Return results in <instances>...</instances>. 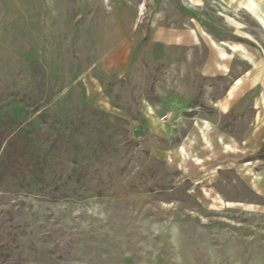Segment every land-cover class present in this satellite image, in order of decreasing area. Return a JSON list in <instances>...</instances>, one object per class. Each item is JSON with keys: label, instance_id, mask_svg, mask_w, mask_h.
Returning a JSON list of instances; mask_svg holds the SVG:
<instances>
[{"label": "rangeland", "instance_id": "1", "mask_svg": "<svg viewBox=\"0 0 264 264\" xmlns=\"http://www.w3.org/2000/svg\"><path fill=\"white\" fill-rule=\"evenodd\" d=\"M0 117V264H264V0H0Z\"/></svg>", "mask_w": 264, "mask_h": 264}, {"label": "trees", "instance_id": "2", "mask_svg": "<svg viewBox=\"0 0 264 264\" xmlns=\"http://www.w3.org/2000/svg\"><path fill=\"white\" fill-rule=\"evenodd\" d=\"M42 136L37 130L13 128L10 119L0 117V184L37 178Z\"/></svg>", "mask_w": 264, "mask_h": 264}]
</instances>
